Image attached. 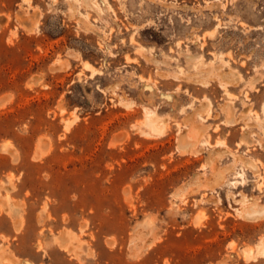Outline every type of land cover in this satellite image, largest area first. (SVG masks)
I'll use <instances>...</instances> for the list:
<instances>
[{"label":"rangeland","instance_id":"374dc122","mask_svg":"<svg viewBox=\"0 0 264 264\" xmlns=\"http://www.w3.org/2000/svg\"><path fill=\"white\" fill-rule=\"evenodd\" d=\"M263 103L264 0H0V264H264Z\"/></svg>","mask_w":264,"mask_h":264},{"label":"bare ground","instance_id":"6f19581e","mask_svg":"<svg viewBox=\"0 0 264 264\" xmlns=\"http://www.w3.org/2000/svg\"><path fill=\"white\" fill-rule=\"evenodd\" d=\"M196 69H197V67H196ZM93 70L95 71V69H93ZM94 71H93V73H94ZM228 71H227V73L229 74ZM223 72L226 73L225 71H223ZM233 73H231V74L234 75L235 73L234 74ZM231 74L229 75V77L231 76ZM262 110L264 112V103L262 104ZM144 116H145V118L143 120V123L148 128V131H145L146 134H148V135L149 134L150 135L156 134L157 135V134H160L163 132L164 125L166 122L165 117L155 116V111L152 109H149V108L145 109V115ZM200 131H201V129H200ZM180 135H181V137L179 139L180 145L187 146V147H189V146L193 147L195 142L197 141V138H198L197 136L190 135L187 132H182ZM222 142H223L222 140L218 141V143H222ZM212 155H213V153L209 155V163L210 164H212V161H213V163H214V161H217L212 157ZM246 159H247V157H246ZM246 164L250 165V167L253 169L252 171H257V166H256V163L254 162V160L247 159ZM213 168L215 170V177L213 179H216V178L223 179L224 169H220L217 166V163L213 165ZM240 175L242 177H244V171L240 172ZM241 202H242V204H241V207L239 209V214L241 217L251 219V220L264 217V206L259 203L257 197L256 198L255 197H246L245 195L242 194ZM57 237H58L57 240L60 242V244L63 246H66V244L68 242V238H69L68 233L66 231H64ZM243 254H244L246 259H254V258H256L257 255H261V256L264 255V239H262L258 242L256 250L253 249L252 246H248L244 250Z\"/></svg>","mask_w":264,"mask_h":264}]
</instances>
